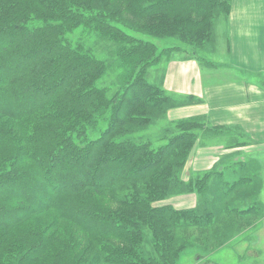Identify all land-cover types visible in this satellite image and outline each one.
Segmentation results:
<instances>
[{
    "label": "trees",
    "instance_id": "obj_1",
    "mask_svg": "<svg viewBox=\"0 0 264 264\" xmlns=\"http://www.w3.org/2000/svg\"><path fill=\"white\" fill-rule=\"evenodd\" d=\"M219 9L230 0H0V264L178 262L171 233L201 218L154 204L186 187L206 125H173L157 147L135 137L172 105L149 72L180 48L147 38L204 48ZM90 34L113 44L114 87L101 86L113 65ZM147 234L156 255L144 253Z\"/></svg>",
    "mask_w": 264,
    "mask_h": 264
},
{
    "label": "rangeland",
    "instance_id": "obj_2",
    "mask_svg": "<svg viewBox=\"0 0 264 264\" xmlns=\"http://www.w3.org/2000/svg\"><path fill=\"white\" fill-rule=\"evenodd\" d=\"M225 14H228V10L219 9L214 12L210 29L211 37L204 48L184 45L176 38H147L155 43L159 50L180 48L173 51L170 59L165 57L158 68L149 72V80L163 87L172 105L166 106L164 114L156 118L147 130L137 132L135 137L150 139L157 147L163 144L164 132L168 128L191 120L172 122L169 119L170 112L180 107L176 105L177 100L170 96L164 86L165 71L170 63L181 59H196L206 75H209L208 69H213L214 71L209 70V73L215 74V81L223 82L226 79L228 67L225 65L227 59L225 42L218 37L224 29ZM83 34L85 33L79 30L71 38L78 39ZM87 43L97 57L113 65L112 70L101 82V86L114 87L118 82L120 70L115 66L116 55L112 53L110 45L112 43L98 39L94 34H90ZM194 132L197 138L196 145L188 154L185 167L179 176L186 187L181 193L173 190L165 200L154 204V206L171 205L179 211L195 212L201 218L199 223L197 221L183 223L171 233L170 249L180 252L178 262L175 264H264V153L259 157V163L237 156L238 159H232L234 156H228L227 151L237 146L227 137L218 138L207 131L203 133L202 128ZM218 142L221 146V151L218 152L219 163L209 172L208 166H205L206 163L208 164L209 155L198 154V147L201 145L206 147ZM239 166H245L243 172L239 170ZM237 170L240 173L235 175L234 172ZM206 175H209L206 181L208 184L201 185L192 192L188 191L187 185L196 183L198 179L204 180ZM208 214L211 216L208 217ZM44 220L29 221L21 230L25 232L28 228H42ZM153 239L151 234L146 235L144 240L146 255L152 253L156 255Z\"/></svg>",
    "mask_w": 264,
    "mask_h": 264
},
{
    "label": "crops",
    "instance_id": "obj_3",
    "mask_svg": "<svg viewBox=\"0 0 264 264\" xmlns=\"http://www.w3.org/2000/svg\"><path fill=\"white\" fill-rule=\"evenodd\" d=\"M223 24L218 37L225 42L226 79L215 81V74L209 73L214 70L208 69L206 75L196 59L170 63L164 86L180 107L170 112L169 119H202L203 133L227 137L237 146L228 149V156L259 163L264 153V0H230ZM198 148V154L208 153L205 166L213 171L219 163L220 143Z\"/></svg>",
    "mask_w": 264,
    "mask_h": 264
}]
</instances>
